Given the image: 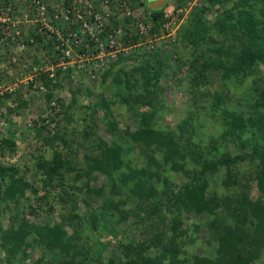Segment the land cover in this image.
<instances>
[{
    "label": "trees",
    "instance_id": "trees-1",
    "mask_svg": "<svg viewBox=\"0 0 264 264\" xmlns=\"http://www.w3.org/2000/svg\"><path fill=\"white\" fill-rule=\"evenodd\" d=\"M29 1L31 4L26 5L27 3H25L24 7H29L30 17H33L38 4L36 1ZM143 1H140V7H142ZM176 1L185 3L186 0ZM62 5L67 8L68 2H64ZM142 12H146L152 22L158 26L167 22L164 8L154 12L143 9ZM210 13L216 15L211 27L205 26V16ZM258 16L264 17V0H202L201 7L194 8L192 11L189 24L181 26L177 34L178 40L182 39L185 42L184 65L189 67L185 80L189 83L188 85H193L196 89L200 85L206 86L212 80L211 74L222 71L221 79L223 81L242 78L241 82H246L250 78L249 76L258 74L257 79L264 86V75H260L261 67L264 69V21L257 18ZM73 27L78 30V24ZM32 36L36 42L41 43L39 35L33 34ZM64 39L61 46L66 49L67 39ZM133 41H136V38H133ZM59 44L49 41L44 46L39 45L38 51L54 54L59 61L64 56ZM202 47L205 50L203 52H201ZM156 55L158 53L152 50L150 53L137 56L135 59L138 64L137 68H134L133 74L123 73V70L117 74L115 82L121 83L119 88L122 90L121 93L118 92L120 102L117 100L113 103V100H107L106 97L100 95L94 103L79 106L80 109L83 108L84 113L79 118L82 124L84 123L83 130L86 133L84 135L90 136L95 132L98 123L96 114L103 110L104 132L110 136L111 140L99 139L96 156L90 157V165L86 164L85 169L80 171L73 180H77L83 175L88 178L92 176L91 178L94 179L92 175L94 173H102L107 177L104 188L109 191L110 198H105L103 209H101L107 213L106 215L98 217L95 211L91 210L79 217L77 212L75 213V209L74 211L70 210L67 213V220L72 227L70 235H67L61 225L37 226L28 221V215L42 217L44 214L49 215L50 212H53L57 202L75 204L76 194L71 196L68 190L74 189L77 182L68 183L66 188L63 186L66 183V174L73 172L70 152L65 157L60 150L52 152L49 159L41 155L37 157L35 168L44 177V188L49 190L57 186L66 194V199L61 193L52 195L51 202L48 197L43 196L40 204L37 205L38 209L31 203L36 191L32 190V196L26 197L25 195L26 190L32 188V185L19 176L20 169L14 165L0 163V248L4 253L0 264H104L102 250L97 249L99 247L97 241L100 240L98 236L100 235L102 239L106 238L107 241L116 244L115 253L118 259L109 254L110 258L105 264H187L186 260L179 259L178 250L169 242L162 246V252L153 255L145 253L151 245L161 246L164 240L163 230L161 236L159 234L154 236V241H141L138 238L135 241L126 237L129 229L131 231V227L123 226L125 222L128 223L130 215L128 211L132 212L134 209L139 213V217L133 221V225L136 226L137 223H144L152 215L162 214L161 208L165 205H173L177 201L181 202L180 206L184 207L185 212L201 213L206 209L213 212L223 208V212L230 211L234 215L232 226L223 229L224 235L220 238L222 241H220L221 245L218 247L216 257L196 259L191 264H252L264 255V91L260 101L257 102V107L254 106L248 112L246 120L241 112L228 111L223 106L222 98L224 96L222 93H198L203 97L210 95L213 104L219 106L217 112L226 123L222 134L229 143L234 147L237 146L238 149L246 147L250 150L248 159L240 153H237L239 156H232L228 149L222 148L221 151L218 142L212 140L208 148L211 149L209 153L214 161L207 163L203 160V154L200 153L198 144L191 143L188 137L190 123L194 122L192 117V120L189 118L184 121L188 125L187 127H184L183 122L176 126L161 124L160 128L159 122L155 120L157 107L161 102H165L168 90V87L164 86L165 82H162L167 77L164 71L168 67L164 62H158L155 59ZM51 63L56 65V61ZM85 71L87 70H83L82 73ZM61 72L62 68L57 67V77ZM82 73L80 71V74ZM66 74L70 75V73ZM108 74L102 73L100 79L107 81ZM50 75V71H46L34 79L35 82L39 81L46 87L47 94L43 92L41 94L45 95L47 100H51L55 94L54 91L61 86L60 82L55 81L54 83ZM110 82L113 83L112 80ZM21 87L5 96L15 102L16 109L26 108L34 98L31 93L28 95L22 93ZM29 88L34 89L32 84H29ZM187 88L189 91L190 87L187 86ZM78 99L79 91L72 92V103L69 110L78 105ZM117 103L125 105L129 111H133V108L137 106L148 110L143 113L136 112L130 117L129 124L121 129V121L118 120L120 115H115L111 109ZM258 108L260 111L257 110ZM12 111L15 112V109H9V114H12ZM64 117V121L69 123L70 118ZM210 117L212 118V116ZM43 121L44 119H41L39 122ZM39 122H36L37 125L42 126L36 129V138H42L45 146L53 148L55 142L50 141L46 136L48 135L47 127ZM130 124L135 127L133 132L130 131ZM246 133L247 136H243ZM54 139L56 140V138ZM61 140L66 145L67 141L62 138ZM124 142H132L137 147L140 146L141 149L152 146L163 147L165 161L173 163V156L186 158L194 165V169H192L194 171L188 172L190 177L187 183L163 197L164 200H162L160 184L157 182L159 188L152 185V181H157V174L143 169H132L129 160H125L127 151ZM17 147V142L13 137L0 135V156L9 157L15 154ZM139 152L146 153L145 150H139ZM245 161L248 163L256 161L259 164V172L254 177L256 182L252 178H248L244 180L241 193L232 194L239 184L234 173L239 171L237 167L246 163ZM219 166H223L225 170V181L222 182V186L229 189V195L223 199H218L219 197L216 196L211 197L207 192V182L203 179L206 173L210 174ZM180 167L174 163L171 165L172 170H180ZM197 167H199V171L195 169ZM250 182H255L257 187L258 197L255 200L251 199L250 194L246 191L247 188L249 190ZM83 188L89 195L99 196L102 193L101 189L90 188L88 184L77 190L82 192ZM161 189H163L162 185ZM10 203L13 204L15 213L8 216L9 225L4 228L3 220L4 216H7L6 212L11 209ZM169 224H171L175 235H181L180 226L182 223L177 217L173 218ZM104 225L111 227L108 231H104ZM245 225L246 227L242 228ZM84 226L86 228L90 226L92 234L97 233L92 240L94 242L90 244L88 241L91 238L80 236V230H84ZM29 249L37 250V253L30 256L27 252ZM31 257L33 260L30 259Z\"/></svg>",
    "mask_w": 264,
    "mask_h": 264
},
{
    "label": "rangeland",
    "instance_id": "rangeland-1",
    "mask_svg": "<svg viewBox=\"0 0 264 264\" xmlns=\"http://www.w3.org/2000/svg\"><path fill=\"white\" fill-rule=\"evenodd\" d=\"M33 1H36L38 8L35 11V15L30 17L29 7H24L25 3H27L26 5L31 4L29 0H0V135L13 137L18 146L15 154L9 157L0 156V163L3 165H14L20 169L19 176L24 178L29 185H32V188L26 190V197L33 195V189L36 191L33 200H31L33 207L36 209H38L37 205L40 204L43 196L48 197V200L51 202L53 200L52 195L61 193L63 198L66 199L65 191H61L59 187L54 186L49 190L46 187L44 188V177L35 168L39 155L49 159L54 151L60 150L63 157L70 152L73 172L66 174V183L63 186L66 188L67 184L72 181L77 183L74 189L68 190L71 196L76 194L75 204L57 202L53 212H50L49 215L44 214V217L28 215V221L33 222L37 226L61 225L67 235H70L72 227L67 220V213L70 210L73 209L74 211L75 209V213L77 212L79 217L91 210L95 211L98 217L107 214L101 211L105 198H110L109 191L104 188L107 177L102 173H94L92 174L94 179L91 178L92 176L88 178L83 175L77 180H73L74 177L78 176L80 171L85 169L86 164L90 165V157L96 156L99 139H103L104 141L111 140L110 136H107L104 132L102 124L103 110L98 111L96 114L98 123L95 132L90 136L84 135L86 134L83 130L84 123L82 124L79 119L84 113L83 108L80 109L79 106H87L89 103H94L100 95L106 97L107 100H113V103L117 100L120 102L118 92L121 93L122 90L119 88L121 83L119 81L115 82V79L118 77L117 74L122 70L123 73L133 74V70L135 67L137 68L138 64L135 58L142 54L150 53L152 50L158 53L155 59L160 63L161 61L164 62L165 66L168 67L164 71L167 77L164 78V81L162 80L163 83L165 82L164 86L168 87L165 102H161L158 105L155 116V120L159 122V127L161 128V124L176 126L192 117L194 122L191 121L190 123L187 132L188 137L191 143L198 144L204 161L207 163L214 161L209 153L211 149L210 147L208 148L212 140L218 142L221 151L222 148L228 149L232 156H239L237 153H240L248 159L250 153L248 148L242 147L238 149L237 146L231 145L228 139L223 136L222 132L226 123L223 122L224 118L217 112L219 106L213 104L210 95L203 97L198 93H222L224 96L222 98L223 106L228 111L241 112L243 118L246 120L248 112L254 106L257 107V102L260 101L261 94L264 91V86L257 79L258 74L249 76L250 78L246 82H241L242 78L239 80L232 78L223 81L221 79L222 71H218L211 74L212 80L210 83H207L208 85H200L197 89L193 85L189 86V83L185 80L186 71H189L188 65H184L185 42L182 39L178 40L179 36L177 34L181 26L189 24L192 11L194 8L201 7L202 0H186L185 3L176 0H169V2H167L168 0H144L141 5L142 7L139 5L141 0ZM64 2H68L67 8L63 7L62 3ZM163 8L168 23L172 21L173 24L171 27H167V29L162 28V31L161 27L153 23L150 16L146 12H142V10L154 12L161 11ZM67 10L70 11L69 14ZM127 11L131 13V16L124 17V13ZM88 13L93 16H100L103 25H107V28L112 27V23L113 26L116 25L117 27L119 25V27H122L125 35L122 34L123 36H121L122 38L118 42L119 44H122V42L124 44L118 45V52L109 58L112 59L111 61H103L102 59L101 62L103 64L92 62V67L89 70L86 69L87 71L83 73V70H80L82 74L77 69H62V72L57 77L56 69L57 67L61 68V65H59L60 61L56 59L54 54H48L47 51L46 53H40L38 51L39 45L44 46L49 41H52L53 43H60L59 46H61V42H64V38H66V45L71 46V39L74 38L71 36L72 38L69 39L68 35L77 31L73 27L75 24L79 25V20L76 16L81 14L83 19L93 22L92 16L89 17ZM106 13L110 14V16H118L119 20L115 23L112 22L110 17L105 16ZM215 18L216 15L214 13L205 16V26L211 27ZM257 18L264 21V17L258 16ZM142 21L145 30L151 24L153 31L150 30L147 35L137 33V23ZM152 33H157L155 37L158 39L155 43L152 40ZM33 34L41 37V43L35 41L32 36ZM134 37L136 41H133ZM150 41L151 43H147ZM67 46L65 47L67 48ZM61 48L63 49L62 46ZM203 51L205 50L202 47L201 52ZM53 61H56V65L51 63ZM46 71H50L51 74L53 71L54 77L50 78H52L54 83L55 81L60 82L61 85L54 91L55 94H53L51 100H47L45 95L41 94V92L47 94L46 87L39 81H34L38 75H42ZM104 72L109 73L107 81L100 79V75ZM66 73H70V75L68 76ZM262 74L264 75L263 67H261L260 75ZM28 83L32 84L34 89H30ZM187 86L190 87L189 91L187 90ZM20 87L22 88V93H27V95L31 93L34 96L33 100L24 109H16L15 102L5 97L7 93H13L15 89ZM74 91H79L78 105L69 110V106L72 103V92ZM26 97L28 98V96ZM9 109H15V112L12 111V114H9ZM111 109L115 115H120L118 120L121 121V129H124L129 124L130 117L135 115L136 112L143 113L148 110L147 108L137 106L133 108V111H129L128 108H125V105L118 103L112 106ZM64 116L70 118L69 123L64 121ZM41 119H44V121L39 122ZM36 122L47 127L48 131L46 132H48V135L46 136L50 141L55 142L53 148L45 146L42 138H36V129L42 126L37 125ZM130 125V131L133 132L135 127L132 124ZM187 126L184 122V127ZM243 136H247V133L243 134ZM61 138L67 141L66 145L62 143ZM123 144H125L124 146L127 151L125 160H129L132 169H143L144 171L157 174V181H152V185L158 187L157 182L160 184V188H158L161 191L162 200H164L163 197L169 195L171 192H175L178 187L187 183L190 173L194 171H192L194 165L190 160L175 156L172 159L173 163L181 167L180 170H172L171 165L173 163L164 160L165 150L163 147L157 148V146H152L141 149L140 146L137 147L132 142H124ZM139 150H145L146 153L141 154ZM259 168V164L256 161L255 163L252 161V163L246 162L240 164L237 167L239 171L234 173L236 179L239 180V184L235 187L232 194L241 193L244 180L252 178L256 182L254 177L259 172ZM195 169L199 171V167ZM189 171L190 173H188ZM224 171V167L219 166L215 171L204 175L203 179L207 182V192L211 197L216 196L219 197L218 199H223L229 195V189H225L222 186V182L225 181ZM255 182H250L248 184L249 190L248 188L246 190L253 200L258 197ZM85 184H88L93 189H101L102 193L99 196H94L87 194L85 188H83L82 192L77 190ZM161 185L163 189H161ZM245 185L247 187L246 183ZM180 203L177 201L173 205H165V207L161 208L162 214L152 215L144 223H137L136 226L133 225V221L139 217V213L134 209L132 212L128 211L130 214L128 223L125 222L123 224L125 228L131 227V231L129 229V232L126 234L127 239L136 241L138 238L141 241H154L155 235L159 234L161 236V233L164 232V240L161 246H149L145 252L147 255L162 252V246L169 242L171 246L178 250L179 259L186 260L187 264L195 262L196 259H213L216 257L218 247L221 245L220 241L222 240L220 238L224 235L223 229L232 226L234 215L230 211L223 212V208L217 211L214 210L213 212L209 211V209L201 213L185 212L184 207L180 206ZM9 207L11 209L6 212L7 216H4L5 219L3 220L4 228L9 225L8 216L15 213L13 204ZM175 217L182 223L180 226V232L182 233L179 236L173 233V228L169 224ZM85 221L89 224L88 220L85 219ZM90 226L93 227L92 225ZM90 226L89 228L84 226V230H80L81 237L91 238L88 241L89 244L94 242L92 240L95 237L94 235L97 234L91 233ZM110 227V225H104L103 230L108 231ZM244 227L246 225L242 228ZM98 237L101 241H97V245L99 246L97 249L102 250L101 255H103L104 264L110 258L109 254L118 259L115 253L116 244L107 241L106 238L102 239L101 235ZM0 251L1 259L4 257V253L1 248ZM27 252L32 256V254L37 253V250L32 251L29 249ZM30 259L33 260L32 257ZM252 264H264V255Z\"/></svg>",
    "mask_w": 264,
    "mask_h": 264
},
{
    "label": "built area",
    "instance_id": "built-area-1",
    "mask_svg": "<svg viewBox=\"0 0 264 264\" xmlns=\"http://www.w3.org/2000/svg\"><path fill=\"white\" fill-rule=\"evenodd\" d=\"M67 13L69 14L70 11L67 10ZM88 14L89 17L92 16L91 18H93V22L88 19H83V16L81 14L76 16L79 20L78 30L71 33L72 35H68L69 39H71L72 37L74 38L71 39V46L66 45V49L61 48V51L64 52V56L59 59V65H61L62 69H77L79 71L86 69L89 70L92 67V62L101 64L102 59L103 61H111L112 59L109 58L115 55L116 52H118V45L120 46L121 44H119L118 40H121V36L125 35L123 28L119 27V25L117 27L116 25L113 26V23L111 25L112 27L107 28V25H103L100 16H93L90 13ZM130 14L131 13L127 11L126 13H124V17L131 16ZM105 16L110 17V20H112V22L114 23L119 20L118 16L116 15L110 16V14L106 13ZM172 24L173 23L171 21L170 23L167 22L160 25L161 30L162 28L167 29V27H171ZM146 28L147 30L144 29L143 21L140 23L138 22L136 26V32L140 35H147L150 30L153 31V27L151 24H149V26H147ZM156 34L157 33H152V40L154 43L157 42L158 39L157 37H155ZM147 43H151V41ZM122 44L124 43L122 42ZM65 58L69 60H66ZM50 77H54L53 71Z\"/></svg>",
    "mask_w": 264,
    "mask_h": 264
},
{
    "label": "clouds",
    "instance_id": "clouds-1",
    "mask_svg": "<svg viewBox=\"0 0 264 264\" xmlns=\"http://www.w3.org/2000/svg\"><path fill=\"white\" fill-rule=\"evenodd\" d=\"M168 2H169V0H168ZM164 8H165V7H164ZM166 19H167V18H166ZM166 21L168 22V19H167ZM167 22H166V23H167Z\"/></svg>",
    "mask_w": 264,
    "mask_h": 264
},
{
    "label": "water",
    "instance_id": "water-1",
    "mask_svg": "<svg viewBox=\"0 0 264 264\" xmlns=\"http://www.w3.org/2000/svg\"><path fill=\"white\" fill-rule=\"evenodd\" d=\"M168 2V1H167Z\"/></svg>",
    "mask_w": 264,
    "mask_h": 264
}]
</instances>
